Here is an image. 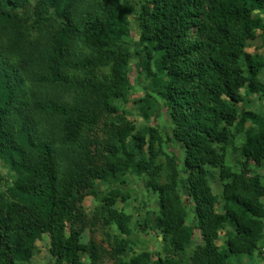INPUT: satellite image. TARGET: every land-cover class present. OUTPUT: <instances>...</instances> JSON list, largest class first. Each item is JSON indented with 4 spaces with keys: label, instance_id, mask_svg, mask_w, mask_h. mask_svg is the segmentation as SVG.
<instances>
[{
    "label": "trees",
    "instance_id": "trees-1",
    "mask_svg": "<svg viewBox=\"0 0 264 264\" xmlns=\"http://www.w3.org/2000/svg\"><path fill=\"white\" fill-rule=\"evenodd\" d=\"M31 3L0 0V163L13 178L4 187L0 172V264H32L44 235L41 264H235L255 253L264 177L252 167L264 164V113L249 106L264 99V56L248 48L258 36L264 48V0ZM133 61L149 81L142 116L167 108L166 138L157 126L138 132L122 108ZM171 142L184 150L182 171ZM229 146L240 171L226 164ZM131 175L158 195L155 253L135 251L141 225L118 206L138 195ZM88 225L107 246L82 242Z\"/></svg>",
    "mask_w": 264,
    "mask_h": 264
},
{
    "label": "rangeland",
    "instance_id": "rangeland-1",
    "mask_svg": "<svg viewBox=\"0 0 264 264\" xmlns=\"http://www.w3.org/2000/svg\"><path fill=\"white\" fill-rule=\"evenodd\" d=\"M32 3L30 6L33 8L36 0H31ZM139 27L137 25L136 17L134 16L132 18V36L135 40H138L139 38ZM248 51L251 53H260L264 56V48L261 47V39L258 36L257 39L253 40L250 43V47L248 48ZM136 62L133 61L131 63V71H130V80L134 86V91L131 92V95L129 96V101L122 106V108H125L128 110L131 114L128 116V119L133 122L136 126V130L140 132L143 130L146 126H154L160 130L161 133H163L164 138H166V130H171V122L169 120V111L167 108H163L161 112H159V119H157L155 116L150 117L149 120H146L142 115V109L143 103L140 102L142 98H144V95L146 94V87L149 84V81L142 76H139L137 68H136ZM141 77V78H140ZM261 78H264V71L261 74ZM244 93V92H243ZM250 99L253 101V104H251L249 107L258 112L264 113V99H258L257 96H251ZM240 143H238L239 145ZM167 151L174 154L178 158V168L182 171L183 169V159H184V150L182 146L176 142L168 143ZM241 160V157L239 158L238 153L233 150L232 146L227 147L226 149V164L232 166L234 171H240L239 161ZM253 170L254 173H259L264 177V164L261 166H256L253 164ZM0 172L1 176L3 178L1 185L4 187H7L11 184L12 181V175L10 174L8 168L4 166L2 163H0ZM214 177L210 179V184L213 188L214 194H216L218 197L222 194V182L219 179V168L213 169ZM182 176H184L182 174ZM129 179L132 178V186H134L133 189L135 191H138V195H133L134 199H130L126 202H119L118 206L128 214L132 215V222L137 224L140 223L141 227L139 226L140 230V236H141V244L139 247L135 248L136 252H141L143 250H151L153 253L157 252L160 248V240L158 238L159 233L157 231L156 225H155V216L159 213V204H158V195L153 193L152 191H149L145 188L144 180L136 177L134 175H131L128 177ZM182 199L184 200V203L186 204V209L188 212V223H192V221L195 218L194 212L192 210L193 203L188 199V197L182 193ZM219 200H221L219 198ZM85 207L87 209V212L90 214L95 207L94 201L92 197H88L85 202ZM218 209L220 210V205L218 206ZM89 224V223H88ZM148 224V227L144 228ZM143 228L145 230H143ZM194 237L201 240L200 237V231L196 230ZM221 237L224 238V231L221 235ZM82 242L87 243L91 238H95L97 242L100 244H103L107 246L106 237L104 234L97 230L96 226H90L88 225L86 228V231L82 235ZM49 243V237L48 235H44L43 239L38 242V248L39 251L37 252V255L34 256L32 264H41L44 261H48L50 259V255L47 250V245ZM220 245L223 244L222 239L218 242ZM238 257H232L230 259L231 263L235 264H264V231H263V238L258 243V248L251 256L244 257L243 260ZM242 260V262H241ZM103 264H112L110 261H106Z\"/></svg>",
    "mask_w": 264,
    "mask_h": 264
}]
</instances>
